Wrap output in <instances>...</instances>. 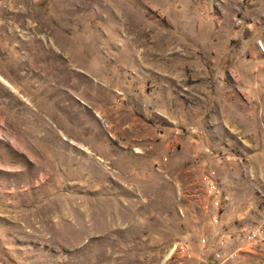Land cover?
I'll return each instance as SVG.
<instances>
[{
    "label": "rangeland",
    "instance_id": "1",
    "mask_svg": "<svg viewBox=\"0 0 264 264\" xmlns=\"http://www.w3.org/2000/svg\"><path fill=\"white\" fill-rule=\"evenodd\" d=\"M0 264H264V0H0Z\"/></svg>",
    "mask_w": 264,
    "mask_h": 264
},
{
    "label": "bare ground",
    "instance_id": "2",
    "mask_svg": "<svg viewBox=\"0 0 264 264\" xmlns=\"http://www.w3.org/2000/svg\"><path fill=\"white\" fill-rule=\"evenodd\" d=\"M0 80H1L2 82H4L5 84H7V82H6L3 78H1V76H0Z\"/></svg>",
    "mask_w": 264,
    "mask_h": 264
}]
</instances>
